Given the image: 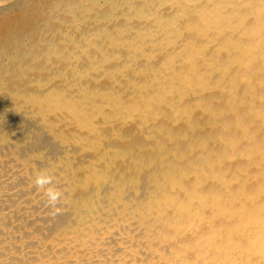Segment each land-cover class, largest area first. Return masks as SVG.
<instances>
[{"label":"bare ground","instance_id":"6f19581e","mask_svg":"<svg viewBox=\"0 0 264 264\" xmlns=\"http://www.w3.org/2000/svg\"><path fill=\"white\" fill-rule=\"evenodd\" d=\"M0 264H264V0H0Z\"/></svg>","mask_w":264,"mask_h":264},{"label":"clouds","instance_id":"9594fccd","mask_svg":"<svg viewBox=\"0 0 264 264\" xmlns=\"http://www.w3.org/2000/svg\"><path fill=\"white\" fill-rule=\"evenodd\" d=\"M36 183H37V186L38 187H44V185L50 184L51 183V180H50V178L41 176V177H39L37 179ZM46 194L49 197L50 202L53 203V204H55L57 202V200L59 199V195H60L58 191H54L51 188H49L47 190V193Z\"/></svg>","mask_w":264,"mask_h":264}]
</instances>
